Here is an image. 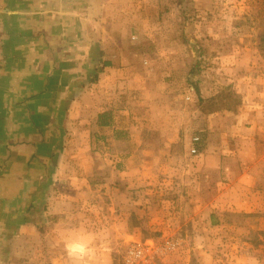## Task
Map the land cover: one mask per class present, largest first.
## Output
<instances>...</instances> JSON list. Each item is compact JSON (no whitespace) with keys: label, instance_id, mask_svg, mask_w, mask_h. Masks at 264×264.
<instances>
[{"label":"rangeland","instance_id":"rangeland-1","mask_svg":"<svg viewBox=\"0 0 264 264\" xmlns=\"http://www.w3.org/2000/svg\"><path fill=\"white\" fill-rule=\"evenodd\" d=\"M129 11L161 56L135 62L157 72L125 96L135 123L126 145L106 146L108 163L126 175L73 181V161L71 179L50 197H62L49 204L59 222L29 236L33 252L16 262L264 264V0H136ZM196 49L200 72L188 74ZM229 93L238 106H228ZM254 165L249 187L241 176ZM71 224L91 233L78 240L92 252L60 253L69 244L55 229Z\"/></svg>","mask_w":264,"mask_h":264},{"label":"crops","instance_id":"crops-1","mask_svg":"<svg viewBox=\"0 0 264 264\" xmlns=\"http://www.w3.org/2000/svg\"><path fill=\"white\" fill-rule=\"evenodd\" d=\"M135 1L0 0V264H20L15 257L33 252L29 236H46L59 222L49 204L64 205L62 197H50L71 179L73 161L80 167L73 181L126 175L128 167L108 163L106 146L126 145L135 127L128 92L157 72H140L135 62L161 56L137 36ZM99 146L106 154L92 153ZM257 169L242 172L247 186ZM70 226L55 229L69 244L60 253L92 252L78 240L91 233Z\"/></svg>","mask_w":264,"mask_h":264},{"label":"trees","instance_id":"trees-1","mask_svg":"<svg viewBox=\"0 0 264 264\" xmlns=\"http://www.w3.org/2000/svg\"><path fill=\"white\" fill-rule=\"evenodd\" d=\"M195 53H196V57H194V59L192 60L191 62V65H190V71H188V74L192 73V74H196V73H199L200 72V64H201V60H199L200 56L202 55V52L199 51L198 49L195 50ZM196 91H197V88H196ZM195 91V92H196ZM197 93V92H196ZM228 97V96H227ZM238 102L235 101V104H234V99H233V94L232 93H229V101H228V106H238ZM205 102L203 101H200V110L205 113L206 110H205ZM124 134L123 131H117L114 133V137L116 138H119L120 136L122 137V135ZM126 135V133H125ZM120 137V138H121ZM199 149H202L201 147H199ZM197 149V150H199ZM200 151V150H199Z\"/></svg>","mask_w":264,"mask_h":264},{"label":"built area","instance_id":"built-area-1","mask_svg":"<svg viewBox=\"0 0 264 264\" xmlns=\"http://www.w3.org/2000/svg\"><path fill=\"white\" fill-rule=\"evenodd\" d=\"M192 152H195V150H192Z\"/></svg>","mask_w":264,"mask_h":264}]
</instances>
